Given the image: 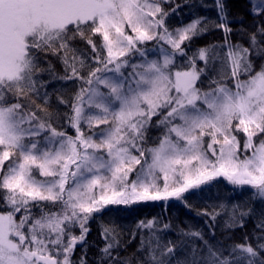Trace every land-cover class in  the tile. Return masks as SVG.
<instances>
[{
    "label": "snow or ice",
    "instance_id": "obj_1",
    "mask_svg": "<svg viewBox=\"0 0 264 264\" xmlns=\"http://www.w3.org/2000/svg\"><path fill=\"white\" fill-rule=\"evenodd\" d=\"M173 3L0 0V264H88L89 221L109 206L186 204L185 193L219 178L250 187L264 204V0H248V28L244 16H230L227 0H201L215 17L193 12L172 28ZM217 30L222 43L193 48ZM150 41L153 48L142 47ZM53 79L76 89L57 90L66 110L55 115ZM152 128L162 131L148 147ZM227 208L203 215L214 222ZM253 215L232 204L225 225L243 229ZM121 227L101 222L97 264H264V209L251 237L227 247L200 231L177 230L200 245L169 239L171 225L153 219L137 223L148 232L121 256Z\"/></svg>",
    "mask_w": 264,
    "mask_h": 264
},
{
    "label": "trees",
    "instance_id": "obj_2",
    "mask_svg": "<svg viewBox=\"0 0 264 264\" xmlns=\"http://www.w3.org/2000/svg\"><path fill=\"white\" fill-rule=\"evenodd\" d=\"M203 2L211 4L213 3V0H203ZM227 2L231 10L230 16H235L237 14L244 16V27H250L252 16L247 12L246 6L248 5V0H227ZM200 3L201 0H188V2H186V0H174L171 7H175L176 5H180V7L176 8V11L170 15L166 22L172 28L181 27L196 18L193 15V12L199 16L207 15L209 17H215V11L213 9L199 7ZM232 26L234 29H238L240 27V22L232 21ZM232 39L234 43L241 42L246 44V41L242 40L238 35L233 34ZM222 42V33L219 30L211 31L195 40L193 48ZM76 46L79 48L88 47L80 41L76 42ZM50 59L54 64L56 72L62 74L63 67L60 62L56 60L55 57H50ZM44 78L46 80L49 79L48 76H45ZM73 83V81L66 82L53 79L51 83L48 84L47 90L51 93V108L49 111H52L53 115H55L56 109H59L61 113L66 110L64 105L58 103L57 90L61 88L67 89L68 92L65 93V95H69L76 91L75 87H72ZM41 114L43 115V113ZM52 122L53 126H59L55 119H53ZM60 123L63 124V119H61ZM68 131L72 132L71 129H68ZM161 131L162 130L156 128L149 130L148 147L155 146L154 142L157 137L161 135ZM253 191L254 190L249 187L240 188L232 186L223 179H218L217 181H212L209 184L201 186L199 189L186 193V204L178 200H173L167 203L160 201L137 203L130 206H109L112 211L97 214L99 217L98 219L89 221L88 227L90 228V232L87 236L88 250L85 259L88 264H97V257L99 256L98 249L104 245V241L100 236V224L102 221L108 223L110 218L114 219L117 224L122 226L120 229V239L121 243L126 245V248L120 249L121 256H130L139 244L140 233L144 232L147 234L148 232L147 229H137V223L153 219L158 221L161 226L164 223H169L171 225V228L166 232V236L172 240L184 239L190 243L195 239L192 237H179L177 235V230L184 229L186 232L189 230L200 231L204 238L211 243L219 241L222 242L225 247L233 242H242V236L244 233H248L251 237V234L255 229V217H258L261 210L264 209V204H262L260 200H253L251 198ZM221 203L228 205V208L221 212L214 222L210 216L203 215L205 211L212 212L214 206L216 211H220L219 205ZM232 204H245L246 207H251L253 209L254 215L247 218L243 229L227 228L225 225V221L229 218ZM34 211L38 212V209H34ZM134 231L136 232L135 238L132 237ZM129 241L131 242L129 243ZM195 243L200 245L202 242L199 239H195ZM81 255V247L80 245H77L73 259L78 262Z\"/></svg>",
    "mask_w": 264,
    "mask_h": 264
},
{
    "label": "rangeland",
    "instance_id": "obj_3",
    "mask_svg": "<svg viewBox=\"0 0 264 264\" xmlns=\"http://www.w3.org/2000/svg\"><path fill=\"white\" fill-rule=\"evenodd\" d=\"M155 41H150V42H147L145 45H143L142 47H146V48H149V49H151V48H153L154 46H155ZM165 47H167L166 45H165ZM156 57V53H154V52H151V51H149L148 52V58L149 59H153V58H155ZM137 60H139V57H137ZM102 87V86H101ZM102 90H104L103 88H102ZM239 135V134H238ZM241 136H242V134H240ZM38 179H41V180H43V179H45L44 177H37ZM219 179H222V178H219ZM161 183H162V181H160ZM228 183V182H227ZM203 186V185H202ZM233 186V185H232ZM244 187H248V186H244ZM193 190H196V189H193ZM190 191H192V190H190ZM189 191V192H190ZM186 194V193H185ZM184 194V195H185ZM173 200H175V199H169L168 201H163V202H165V203H167V202H169V201H173ZM176 201V200H175ZM150 202H160V201H148V202H141V203H150ZM75 232H76V234L78 235L79 234V228L77 227L76 229H75Z\"/></svg>",
    "mask_w": 264,
    "mask_h": 264
}]
</instances>
